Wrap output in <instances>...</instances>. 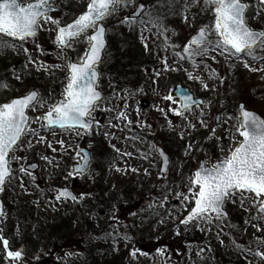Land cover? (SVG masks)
<instances>
[{"label":"rangeland","instance_id":"rangeland-1","mask_svg":"<svg viewBox=\"0 0 264 264\" xmlns=\"http://www.w3.org/2000/svg\"><path fill=\"white\" fill-rule=\"evenodd\" d=\"M30 1L25 0L24 2ZM157 1L135 0L134 5L121 10L104 21L107 27L113 28L114 40L112 53L108 55L106 61L99 67L103 76L100 81V88L109 99L101 105V110L95 113V117L102 125H108V127L101 128L99 131L94 129L91 134H86L82 131L79 136L76 135L75 131L56 130L55 135H53L50 131L41 130V134L46 136L51 143V148L47 144L36 143L35 139L28 136L25 139L24 148L16 152L17 156L26 157V161L20 160L13 164V168L17 169L16 178L8 183L5 191L1 193L7 212L4 218H0V229L3 230L2 235L9 240L10 250H22L23 241L28 233L35 235V241L39 242L41 240L40 235L43 233V229L51 222L56 208L62 206L55 200V196L61 188L72 187L79 197L81 194L87 193V190H90L88 187L90 183L94 184L100 179L105 183V188H112L113 193H110L111 195L118 193L120 188L122 190L127 188L134 189L136 191L134 195L136 199L145 198L143 206L149 211L143 221L139 223L135 221L136 230L134 235L142 234L144 237L139 236V239L132 237L130 241L126 242L123 240L120 244L122 247L129 249V257L132 256L133 249L138 250L136 256L133 257V261L126 260L125 264H139L146 255L145 259H150L151 264H213L215 259H219V257L229 253L228 249L220 250L215 245V242L217 244L219 241L221 246L224 247L227 242H232L231 244L233 245V239H235L238 244L255 249L256 238L264 236V231H257L252 226L256 223L255 221L246 223V221L250 220V215L255 214V209L252 210V213L246 211L247 203H245V208H241L238 197L235 203L230 200L227 204L226 209L230 214V221L214 222L211 225V231L207 230L208 226L206 225L197 227L181 225L180 220L188 214V210H190L192 205L189 204L185 208L183 199H177L175 195L177 192H187L188 177L197 170L201 161H208L209 164L216 163L229 155V148L236 146L233 143L232 136L235 133L237 121L235 119L229 121L228 117L238 114V105L240 103H244L248 109L264 116V72H252L245 68L242 63L234 59H225L216 53L214 54L216 56L215 60L211 58L210 54L208 57L198 58L197 61L199 63L202 59L204 64L210 66L211 69H215L220 77H224L222 83L214 78L210 79L209 68L204 67V64H201L198 71L191 67L190 61L180 60V63L177 64L176 60L178 57L173 56L171 48L167 52L165 51L163 36H158V31L155 30L154 32L151 30L149 32L145 28L143 30L144 39H142V27L140 26L138 30L139 45L146 55V62L143 64L153 63L155 66L151 69L140 68L130 78H123L120 75L116 78L111 76L115 63L114 66H111V64L114 57L118 56V43L120 42L117 36V28H120L118 22L120 23L122 17L128 16L139 2H144L154 7ZM246 2L250 5V11L247 14L250 17L248 23L254 29L264 30V7L259 6V0H246ZM87 3L88 0H57V5L62 10V13L54 15V17L59 19L62 24L69 23L86 10ZM72 7H74V13L73 11L72 13L70 12ZM194 8H196L194 10L196 13L191 10L187 21L184 20L183 16L177 17L174 24L167 28L170 42L181 46L176 51L182 49L183 45L191 39L201 25L208 24L212 20L210 11L204 13L200 12L198 7ZM257 11H259L258 16L256 15ZM193 15H195V19L192 18ZM116 24H118L117 28L115 27ZM127 28L132 30L134 27L129 28L123 24V31L129 32L130 30L128 31ZM48 29L51 30L49 31ZM90 34L91 32L88 33V35ZM55 38V26L45 24L36 38V44L45 49V53L37 50L36 44L31 40L26 43L22 42L24 47L28 48L32 54H39L37 61H43L46 65H65L62 70L52 69L51 74L48 71L42 73L43 82L40 88L42 90L39 91L44 97L50 98L49 103L60 97L64 83H66V64L69 58L78 61L88 48L86 36L80 37L74 46L67 50L60 49L54 42ZM145 40L148 44L147 50L144 47ZM165 55L168 57V64L173 66V70L163 71V58ZM118 61L120 62L121 60L118 59ZM253 63L254 66H260L256 62ZM121 65H125V62ZM185 69L202 75L205 78V82L209 84V90L203 89L198 80L189 79ZM154 70L161 71V75L159 77L155 76ZM178 83L189 87L196 97H201L206 102L203 107L207 113V127H201L197 123L195 130L190 127L187 128L183 138L180 137L179 133L184 131L186 125L182 123L181 118L169 112L167 119L173 122L175 126L173 130V128L168 126L165 116L157 110V107L165 109L169 107L171 102L164 101L162 97L167 95L169 90L175 88ZM141 89L142 91H140ZM129 92L133 93L130 97L128 95ZM22 94L24 92L19 90L16 94H12L10 88L7 90L0 89V103L9 101L13 95ZM172 94L174 95V92ZM121 97L124 98L122 99ZM143 101L150 103L149 109L142 107ZM175 106L173 105V107ZM105 107L111 108V111H103ZM46 110V108L31 109V117L35 118ZM121 111H125L128 119L133 121L131 125L127 124L126 120L119 121L114 119ZM217 114L223 117L219 128L215 126ZM196 115H199V109H196ZM110 117L113 118L111 123L118 124L120 127H111L108 124ZM195 119L193 117V122H195ZM142 123L151 125V128L143 127ZM31 126L36 129L40 128V125L35 122ZM230 128L231 131H229ZM212 129H215V135L212 134ZM132 131L135 132L136 137L139 133H142V135L147 133L146 135H149L152 139L153 145L161 146L169 153L172 165L167 179H159L161 161L156 153L148 152L149 143L141 139L128 141L127 136L131 135ZM105 132H110L111 135L106 136ZM102 135L109 140L110 146L115 152L112 162L107 166L95 163L92 171L85 177L68 176V173L72 171L73 165L77 163L76 151L81 148L92 151L96 139ZM60 139L66 142L64 150H61V146L56 143ZM242 139L243 137L236 135V143ZM27 140H32L33 146L31 148H28ZM189 143L192 145L191 149H187ZM113 145L121 149V152L117 153ZM52 148H56L58 151L54 152ZM186 149L188 154H185ZM60 151L63 152L62 156ZM124 152H129L131 155H123ZM43 155L58 161L59 166L57 167L55 164H49L45 161L37 172L32 173L35 177L34 182L30 176L18 171L20 165L42 163L44 160L40 162L39 159ZM62 159L65 161H61ZM133 169H136V171H133ZM20 177H23V187H21ZM32 184L35 189H38L39 196L35 190L29 189ZM21 189L27 190L30 195H35L31 202L35 203L36 206L31 208L30 211L29 209L25 211L24 206L22 207L21 205V198L23 197ZM170 192L172 193L171 195H169ZM165 195H167L166 201L164 200ZM91 198L95 199L94 196L91 197L88 194L82 200H78V202L83 205L87 219H92L97 226H101L102 222L105 221L104 218H100V214L92 213L89 207L86 206V202L90 201ZM150 204L152 207H149ZM161 204L164 206L161 207ZM217 224L223 229L219 238H217L219 230ZM178 226L179 235H177ZM201 227H204L205 230L201 231ZM261 227L264 228V223L261 224ZM114 232L119 237L120 234H126L125 229ZM46 235L45 233V237ZM147 237H149V240ZM155 239H158L160 244L152 246L150 241ZM220 239L223 243H221ZM196 243H203V245L197 246ZM142 246L149 247V251L146 254L141 251ZM201 248L207 249L208 253L206 256L201 255ZM61 250V261L65 260L67 263L71 261L73 264L78 263L81 253L79 250L74 247ZM27 255L30 259H33L28 252ZM176 257H179V260ZM249 259L252 260V264H260L259 257H249ZM244 260L247 262L245 258ZM12 263L6 258V250L3 246V241L0 240V264ZM24 264L28 263L25 262Z\"/></svg>","mask_w":264,"mask_h":264},{"label":"snow or ice","instance_id":"snow-or-ice-1","mask_svg":"<svg viewBox=\"0 0 264 264\" xmlns=\"http://www.w3.org/2000/svg\"><path fill=\"white\" fill-rule=\"evenodd\" d=\"M134 4L135 0H88L84 12L71 23L62 24L51 14L54 11V0H32L27 3L23 0H0V53L21 47L27 55L28 63L36 66L37 71H48L51 74L52 69L62 70L65 65H46L43 61H37L23 43L17 44L16 41L26 43L31 40L36 44L38 33L45 24L55 26L56 38L54 42L60 49L72 48L82 36H86L88 41V48L83 56L78 61L69 60L67 62L66 83H64L60 97L55 101L49 103L50 98L44 97L39 90L34 89L22 97L0 104V193H3L5 186L16 178L17 169L13 168V164L20 160L26 161V157L16 155L17 151L24 148L26 137L31 136L36 143H44L51 148V143L46 136L41 134V130L50 131L53 135L57 129L75 131L79 136L82 131L91 134L94 128L99 131L101 128L108 127V125H102L95 117V113L101 110V105L109 99L100 88L102 73L99 71V67L106 59L107 40L105 37L108 31L104 21ZM259 6L264 7V0H259ZM194 7H198L200 12L210 11L212 20L208 24L201 25L197 33L183 45L181 51H176L181 46L170 42L164 20L168 13L178 12L187 21L188 14ZM249 7L246 0H159L154 9L147 8L145 4L137 5L136 11L131 16L122 17L120 23L129 28L137 24L142 26V39H144L143 30L145 28L149 32L152 28L158 29V36H163L165 51L167 52L171 48L173 56L178 57L176 63L179 64L180 60L190 61L191 67L197 71L201 64H204L202 59L198 63V58L208 57L211 54V58L215 60L214 54L218 53L225 59H234L242 63L252 72H264V30H256L248 23L250 19L247 15ZM256 15H259V11ZM192 18L195 19V15ZM89 32L92 34L88 35ZM144 47L147 50L146 40ZM36 48L41 53L46 51L39 44H36ZM253 62L260 66H254ZM163 65V71L173 70V66L168 64L167 55L163 58ZM24 67L26 68L27 65ZM204 67L209 68L210 79L214 78L223 82L224 77H220L215 69H211L207 64H204ZM185 71H187L189 79L198 80L203 89L209 90V84L205 82L202 75L187 69ZM160 75L161 71H155V76L159 77ZM13 76L17 81L22 79L15 69H13ZM9 88L10 85L7 81H0V89L7 90ZM173 92L176 93L175 96L172 94ZM128 95L130 97L133 93L129 92ZM162 99L170 101L171 104L167 109L157 107V110L166 119L171 112L180 117L182 123L186 125L184 131L179 133L181 138L184 137L187 128L195 130L197 123L201 127H207V113L203 107L206 102L195 98L190 89L186 90L183 86H177L170 89ZM173 105L176 106L173 107ZM39 108L47 110L35 118L29 115V109ZM196 109H199L198 116ZM103 111L110 112L111 108L105 107ZM193 117L196 118L195 122H193ZM112 119L110 117L108 124L111 127H120L118 124H112ZM114 119L126 120L129 125L133 123L131 119H128L125 111L119 112ZM233 119L237 121L235 133L232 136L236 146L229 148V155L212 164L202 161L200 167L188 177L187 192L175 193L177 199H183L185 208L189 204L192 205L188 214L180 220L181 225L186 227L206 225L208 226L207 230L211 231V225L214 222L222 221L228 217L226 204L230 200L235 203L238 197L241 208H245V203H247L246 211L252 213V210L255 209V214L250 215V220L246 223L255 221L256 223L252 226L257 231H264V228L261 227V224L264 223V116L248 110L246 105L241 103L238 105V114L228 117L229 121ZM216 120L220 126L223 117L217 116ZM33 122L38 123L40 128H33L31 126ZM167 123L174 130L175 126L170 119H167ZM142 126L151 128V125L146 123H142ZM212 134L215 135V129H212ZM237 134L243 137L238 143H236ZM105 135L108 136L111 133L105 132ZM138 138L133 137V139ZM56 143L61 146V150H64L66 142L63 139ZM27 146L28 148L33 146L32 140H27ZM113 148L117 153L121 152V149L116 148L115 145ZM191 148L192 145L189 143L187 149ZM153 149L162 160L159 170L160 178L167 179V174L170 171V158L162 148L153 145ZM187 149L185 154H188ZM52 151L55 152L58 149L52 148ZM123 155L130 156L131 153L124 152ZM41 159L49 164L59 166L58 161H54L47 155L41 156ZM76 159L77 164L68 173V176L79 174L83 177L86 173L91 172L93 160L91 153L80 149L76 151ZM36 167V164L20 165L18 171L30 176L34 182L35 177L30 169ZM145 171L147 172V170ZM20 180L21 187H23V177H20ZM171 194L170 192L169 195ZM85 195L88 194L83 193L78 197L64 188L57 192L55 200L71 199L76 202L82 200ZM164 200H167V195L164 196ZM149 207L152 205L150 204ZM4 215V206L0 202V216ZM217 227L219 229L217 238H219L223 229L219 224ZM200 230L204 231L205 228L201 227ZM2 231L0 229V240L3 241L7 258L10 261L23 262V250H10L9 240L2 235ZM177 235H179V226ZM107 236H111L114 243L121 238L115 233L106 234ZM122 238L125 241L132 239L127 234H124ZM255 243L256 248L253 249L240 245L233 239V245L246 253L247 264H252L249 257H259L260 264H264V236L257 237ZM137 251V249H133L131 253L133 257L136 256ZM204 251L205 249H200V253Z\"/></svg>","mask_w":264,"mask_h":264},{"label":"trees","instance_id":"trees-1","mask_svg":"<svg viewBox=\"0 0 264 264\" xmlns=\"http://www.w3.org/2000/svg\"><path fill=\"white\" fill-rule=\"evenodd\" d=\"M158 3L159 0L156 2V5H158ZM195 9L196 8H192V12L196 13V11H194ZM178 15H180L178 12L168 13L164 20L165 26L167 27L168 21L171 19L174 20ZM119 34L122 44L118 45L117 57L121 61L116 62V70L120 68L121 62L127 61L129 65L128 70L131 69L135 71L146 58L144 50L139 45L138 33L121 31ZM125 70H127V68ZM128 70L125 72L126 74L129 73ZM27 75H29V73ZM27 79L28 82L21 85V87L27 89L37 87L38 81H31L30 76H28ZM140 136V138L149 141L148 152H154L151 138L147 135ZM93 154L95 163H99L103 166H107L115 156L113 149L110 147V142H108L104 136L98 140L96 139L93 146ZM88 187L90 190L86 192L90 194L91 197L94 196L95 199L93 200L91 198L90 201H87L86 206L89 207L92 213L100 214V218H104L105 221L102 222L101 226H97L92 219H86L87 215L85 214L83 205L79 202L75 205L65 203L61 208L57 207V211L52 216L51 222L43 229L39 242L35 241V235L31 233H28L26 236V247L31 253L34 252L36 255L35 264H73L62 261L58 262L56 258L58 257V252L62 251L61 249L72 247L81 252L78 263L76 264H125L126 260L133 261V256H128L130 254L129 249L120 245L123 242L122 236L124 234H120L121 238L116 243L113 242L111 236L106 237V234L125 229L126 234L131 238L139 239V236L144 237L142 234L136 236L134 233L136 230L135 221L138 223L140 219L145 218V215L149 214L148 209L143 206L145 198L140 197L139 200L136 199L134 196L136 191L129 188L125 190L120 188L118 193L111 195L110 193H113L112 188H105V183L102 179L94 184L90 183ZM30 189L38 190L35 189L34 185H31ZM21 193H23L21 205L22 207L24 206L25 211L26 209L30 211L33 206H36L29 200L32 196H30L25 189H21ZM96 200L97 202H95ZM133 213H135V215H133ZM45 233L47 234L46 237ZM147 239L149 240V237H147ZM150 243L152 246H155L156 244H160V241L155 239L150 241ZM231 243L232 242H227L223 247L219 241L217 244L215 242V245L220 250L228 249L229 253L223 255V257H219V259H215L214 263L220 261L223 264H247L241 249L236 248ZM196 244L197 246L203 245V243ZM38 247L46 251L41 254L43 250L37 251ZM176 259L179 260V257H176ZM139 264H151V261L144 257V260Z\"/></svg>","mask_w":264,"mask_h":264},{"label":"flooded vegetation","instance_id":"flooded-vegetation-1","mask_svg":"<svg viewBox=\"0 0 264 264\" xmlns=\"http://www.w3.org/2000/svg\"><path fill=\"white\" fill-rule=\"evenodd\" d=\"M32 1V0H31ZM54 7H56V8H59V6L57 5V0H54ZM60 13H62V10L59 12V13H55V14H53V16L54 15H57V14H60ZM65 24H67V23H65ZM105 61H106V59H105ZM104 61V62H105ZM111 66H112V64H111ZM4 75V77H5V80H2V79H0V81H7V83L10 85V89H13V88H20L21 87V85H23L24 83H23V80L21 79L20 80V82L19 81H17V80H14V81H12V76L11 75H9V74H3ZM20 75H22V74H20ZM111 76L112 77H114V76H118V74H117V72L114 74L113 73V71L111 72ZM102 79H103V76H102ZM104 94H105V92H104ZM3 103V102H2Z\"/></svg>","mask_w":264,"mask_h":264},{"label":"water","instance_id":"water-1","mask_svg":"<svg viewBox=\"0 0 264 264\" xmlns=\"http://www.w3.org/2000/svg\"><path fill=\"white\" fill-rule=\"evenodd\" d=\"M140 4H142V3H140ZM59 10H57V9H54V11L53 12H58ZM52 12V13H53ZM132 15V14H131ZM130 15V16H131ZM106 38V37H105ZM107 47H108V43H107V46H106V49H107ZM106 49H105V51H106ZM72 60V59H71ZM73 61V60H72ZM178 86H181V85H178ZM186 90H188L187 88H185ZM175 95H176V93H175ZM198 100H202V99H198ZM143 106L145 107V108H148L149 107V104L148 103H146V102H144L143 103ZM217 116H220V115H217ZM221 123V122H220ZM216 125L218 126V122H217V120H216ZM83 150H85V151H87V152H89L88 150H86V149H83ZM90 153V152H89ZM168 155V154H167ZM169 156V155H168ZM161 158V157H160ZM169 158H170V156H169ZM37 165V167L35 168V169H30V171L31 172H34V171H36V170H38L39 169V165L38 164H36ZM170 165H171V160H170ZM170 165H169V167H170ZM169 173V172H168ZM77 175H79V174H77ZM168 175V174H167ZM70 192H72L73 194H74V192H73V190L71 189V188H67ZM66 200H69V201H72L71 199H66ZM0 202H2L3 203V206H4V212H5V205H4V202H3V200H2V198H1V195H0ZM73 202V201H72ZM228 213V212H227ZM0 217H4V216H0ZM229 219V214H228V217L226 218V220H228ZM143 251H146V248H143ZM203 254H206V250L203 252Z\"/></svg>","mask_w":264,"mask_h":264}]
</instances>
